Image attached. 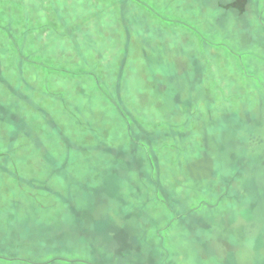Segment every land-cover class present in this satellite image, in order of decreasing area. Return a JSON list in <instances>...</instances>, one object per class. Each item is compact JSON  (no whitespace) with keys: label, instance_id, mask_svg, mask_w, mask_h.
<instances>
[{"label":"rangeland","instance_id":"1","mask_svg":"<svg viewBox=\"0 0 264 264\" xmlns=\"http://www.w3.org/2000/svg\"><path fill=\"white\" fill-rule=\"evenodd\" d=\"M0 264H264V0H0Z\"/></svg>","mask_w":264,"mask_h":264}]
</instances>
